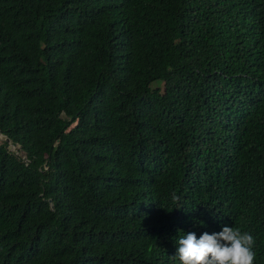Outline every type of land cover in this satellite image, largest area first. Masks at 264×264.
Instances as JSON below:
<instances>
[{
  "label": "trees",
  "instance_id": "obj_1",
  "mask_svg": "<svg viewBox=\"0 0 264 264\" xmlns=\"http://www.w3.org/2000/svg\"><path fill=\"white\" fill-rule=\"evenodd\" d=\"M0 129V264H264V0H0Z\"/></svg>",
  "mask_w": 264,
  "mask_h": 264
},
{
  "label": "clouds",
  "instance_id": "obj_2",
  "mask_svg": "<svg viewBox=\"0 0 264 264\" xmlns=\"http://www.w3.org/2000/svg\"><path fill=\"white\" fill-rule=\"evenodd\" d=\"M175 199V198H174ZM174 256L180 264H254L255 239L249 232L223 226L219 232H195L180 236Z\"/></svg>",
  "mask_w": 264,
  "mask_h": 264
},
{
  "label": "water",
  "instance_id": "obj_3",
  "mask_svg": "<svg viewBox=\"0 0 264 264\" xmlns=\"http://www.w3.org/2000/svg\"><path fill=\"white\" fill-rule=\"evenodd\" d=\"M0 140L4 141L6 144H8L9 150L12 153L16 154L18 157L22 158L23 161H25V162L30 161V159L27 155V152H24L21 149V145L16 143L13 139L8 137L6 134H4L1 129H0ZM51 208H53V204H51Z\"/></svg>",
  "mask_w": 264,
  "mask_h": 264
}]
</instances>
